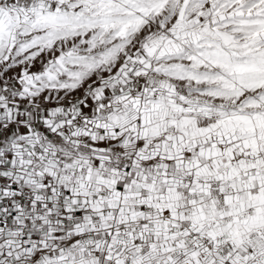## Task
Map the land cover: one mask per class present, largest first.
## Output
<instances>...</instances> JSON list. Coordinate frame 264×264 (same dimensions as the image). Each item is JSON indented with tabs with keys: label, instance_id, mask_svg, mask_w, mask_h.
I'll return each mask as SVG.
<instances>
[{
	"label": "snow or ice",
	"instance_id": "snow-or-ice-1",
	"mask_svg": "<svg viewBox=\"0 0 264 264\" xmlns=\"http://www.w3.org/2000/svg\"><path fill=\"white\" fill-rule=\"evenodd\" d=\"M0 264H264V0H0Z\"/></svg>",
	"mask_w": 264,
	"mask_h": 264
}]
</instances>
